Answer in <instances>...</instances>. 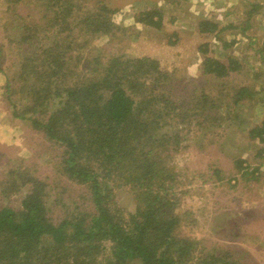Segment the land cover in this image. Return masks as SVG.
<instances>
[{
  "label": "trees",
  "instance_id": "1",
  "mask_svg": "<svg viewBox=\"0 0 264 264\" xmlns=\"http://www.w3.org/2000/svg\"><path fill=\"white\" fill-rule=\"evenodd\" d=\"M80 1L33 0L42 8L41 21L24 27L19 39L25 46L17 77L21 83L16 88L7 81L6 93L14 117L30 119L36 130L62 147L55 166L60 176L86 187L93 211L74 202L73 210L55 218L50 210L57 200L49 202L47 181L11 171L13 183L20 178L18 186L31 183L32 188L22 209H0V264H227L214 253L208 259L195 257L196 240L180 233L182 216L175 210L183 190L176 167L171 166L176 145L164 132L180 113L169 97L171 89L164 87L170 74L160 62L149 56L110 57L98 69L94 65L99 57L90 55L86 63L90 74L68 81L72 70L65 50L74 43L75 33L67 21L75 7L82 12L79 34L88 42L121 29L110 18L113 10L107 4L97 1L101 4L87 7L89 0ZM163 16L162 10L144 9L135 22L160 29ZM198 26L203 33L220 31L210 19L200 20ZM50 28H56L54 39L44 44L41 33ZM207 47H200L203 74L223 78L237 69L232 60L226 64L210 56ZM21 87L29 100L22 110L12 100ZM53 101L58 106L51 112ZM195 109L206 112V101ZM173 135L180 137L179 131ZM250 135L264 142V120ZM122 187H129L137 202L128 217L115 199Z\"/></svg>",
  "mask_w": 264,
  "mask_h": 264
},
{
  "label": "rangeland",
  "instance_id": "2",
  "mask_svg": "<svg viewBox=\"0 0 264 264\" xmlns=\"http://www.w3.org/2000/svg\"><path fill=\"white\" fill-rule=\"evenodd\" d=\"M97 1L113 10L110 18L121 29L88 42L79 34L82 12L75 7L67 21L75 33L74 43L65 50L68 69L72 70L68 81L90 74L86 69L90 55L99 57L100 62L94 65L98 69H103L110 57L149 56L158 60L170 74L164 87L171 89L169 97L180 113L164 132L176 145L171 166L176 167L183 190L175 210L182 216L181 236L196 240L195 257L208 259L207 255L214 253L227 264H264V142L250 135L264 120V49L255 54L248 39H241L245 21L240 15L243 7L245 13L249 10L251 16L254 14L252 19L259 14L255 31L244 36L255 34V38L260 37L256 45L264 47V0H248L249 4L244 0H89L87 7L102 3ZM256 3H262L260 12ZM148 8L163 11L160 29L135 22V15ZM42 14L33 0H0V125L7 127L0 129V209H22V201L32 188L31 183L18 186L20 178L13 183L10 173L16 170L47 181L49 202L57 200L50 210L55 218L73 210L74 202L92 213L86 187L60 176L55 166L62 147L36 130L30 119L14 117L6 93L7 81L16 88L21 83L17 77L25 46L19 39L24 27L41 21ZM209 16L219 24L217 34L199 31V21ZM55 29L41 33L44 44L53 41ZM76 34L80 36L76 38ZM83 45L88 46L82 49ZM201 45H208V54L226 64L234 61L237 69L223 78L203 74ZM241 88L244 95L241 91L237 97ZM27 95L22 87L13 94L12 100L21 110L29 104ZM204 101L206 112L195 109ZM57 104L51 103V112ZM8 129L15 132L9 136L11 140L4 139ZM176 131L179 141L173 135ZM238 161L246 170H240ZM115 199L127 217L135 213L137 202L129 187L116 190Z\"/></svg>",
  "mask_w": 264,
  "mask_h": 264
},
{
  "label": "crops",
  "instance_id": "3",
  "mask_svg": "<svg viewBox=\"0 0 264 264\" xmlns=\"http://www.w3.org/2000/svg\"><path fill=\"white\" fill-rule=\"evenodd\" d=\"M244 3L249 4L248 0H244ZM256 4H257L256 5L257 6V10H259V12H260V9H262V3H260V4L256 3ZM148 9H151V8H148ZM158 9L161 10L160 8H158ZM241 10H242L241 13H240V15L242 16L241 17V20L242 21L243 20L245 21V26H244L245 28L243 29V37L241 39L244 40V41H246L248 39V47L250 49H253V51H255V54H257L259 51H261L259 49H264V47L260 48L259 46L256 45L257 41L260 40V37L255 38V34L253 35V37H251V36L249 37V35H245L244 36V34L246 32H248V31H251L252 29H253V32H254L255 31V29H254L255 25L258 24L259 23V20H261V19L258 18V15L259 14L255 15V19H252V16H254V14L251 16V12H249V10H247V13H245L244 12V11H246V8L245 7L241 8ZM250 11H253V10H250ZM230 13L231 12H229V14ZM209 18H210V16L208 18H205V19H209ZM253 20H256L257 23H255L256 21H253ZM253 32H251V34ZM254 41H256V42H254ZM262 43H264V39H262ZM253 46H256V47L252 48ZM16 124L18 125L19 123L16 121ZM5 128H7L5 125H3V124L0 125V129H3L4 130ZM10 128H13V127H10ZM6 133H7L8 136L6 134H4V139L5 140H11V139H9V136H14L15 135V132L13 130H10V129H8V132H6Z\"/></svg>",
  "mask_w": 264,
  "mask_h": 264
}]
</instances>
